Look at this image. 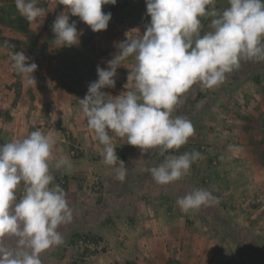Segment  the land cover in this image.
I'll return each mask as SVG.
<instances>
[{
  "label": "rangeland",
  "instance_id": "obj_1",
  "mask_svg": "<svg viewBox=\"0 0 264 264\" xmlns=\"http://www.w3.org/2000/svg\"><path fill=\"white\" fill-rule=\"evenodd\" d=\"M39 6L47 12L40 26L21 16L14 0H0V46L7 45L0 47V144L22 140L35 130L55 139L50 172L53 184L66 192L73 221L60 229L63 243L41 253L42 264H104L99 259L102 252L110 251L111 245L126 243L116 240L117 231L141 234L147 220H153L148 225L157 228L166 217L182 219L189 241L198 226L210 231L216 240L215 255L220 256L222 264H263L264 235L258 238L251 230L243 229L242 223L246 222L242 221V213L254 215L252 206L256 203L261 214L255 229L264 227V195L255 199V193L244 186L249 177L241 172L254 157L264 166V153H248L256 139L264 141V61L242 60L220 86L207 89L197 83L183 94L171 115L186 117L195 131L185 145L170 152L179 155L196 150L200 157L178 181L157 184L147 169L157 166L162 158L154 150L142 154L125 138L110 132L116 153L127 169L125 181L120 182L115 179V167L119 165L103 162L104 146L88 128L78 99L86 95L89 83L98 79L97 66L106 68L107 61L118 53L116 45L145 32L150 22L146 2L117 0L115 5H104L102 11L111 12L112 18L107 29L100 32H93L79 17H70L82 33L71 47H56L52 41L51 26L64 6L57 0H39ZM213 6L223 10L227 0H215ZM201 20L202 32L210 30V18ZM43 43L48 44L45 49ZM14 51L23 52L30 58L29 63L37 64L33 73L36 86H23L10 59ZM121 64L115 87L102 90L112 96L134 90V82H128L127 76L135 60L128 57ZM58 66L63 67L59 69L63 70L62 82L54 76ZM59 157L67 158L71 167L56 169L54 160ZM23 187L18 186V197ZM196 188L212 192L219 202L187 213L181 211L177 199ZM236 245H242L241 254L232 252ZM108 256L109 264H147L128 256L116 263ZM171 260L174 258L168 257L154 264Z\"/></svg>",
  "mask_w": 264,
  "mask_h": 264
},
{
  "label": "clouds",
  "instance_id": "obj_2",
  "mask_svg": "<svg viewBox=\"0 0 264 264\" xmlns=\"http://www.w3.org/2000/svg\"><path fill=\"white\" fill-rule=\"evenodd\" d=\"M64 11L51 26L56 47H71L82 34L75 21L93 32L106 30L111 12L104 5L117 0H57ZM150 22L137 38L118 43V53L97 66L98 79L78 99L88 128L103 147V162L115 167V179L124 182L127 169L112 144L110 132L138 147L142 154L154 150L162 159L148 168L152 179L167 185L185 176L200 153L196 150L175 155L194 134L192 122L172 117L181 97L193 85L218 87L226 74L242 60L264 61V0H227V7H214L215 0H145ZM16 10L28 22L43 24L46 9L39 0H14ZM210 18V30L202 32L201 18ZM7 47V45L0 46ZM133 57L135 65L127 76L134 90L112 96L105 88L115 87L121 61ZM13 68L24 87L36 86V63L23 52H11ZM55 139L40 130L22 139L0 144V264H42V252L63 243L61 227L73 221L66 192L53 184L49 162ZM56 169L71 167L67 158L54 160ZM23 184V194L17 188ZM219 202L204 188H196L176 203L180 210L200 209Z\"/></svg>",
  "mask_w": 264,
  "mask_h": 264
},
{
  "label": "crops",
  "instance_id": "obj_3",
  "mask_svg": "<svg viewBox=\"0 0 264 264\" xmlns=\"http://www.w3.org/2000/svg\"><path fill=\"white\" fill-rule=\"evenodd\" d=\"M263 143V140L256 139L252 149H250L248 153L253 152L255 155L256 153L263 154L264 152L261 150L264 149ZM241 174L244 177H249V179H246L247 183L244 186L249 187L250 190L255 193V199H261L262 197H259V195H264V166L257 164L256 157H254L250 166H242ZM248 204L249 203H247V205ZM257 206L256 203L252 206L253 211L256 210L255 214L252 216L248 213H242V221L246 222L242 223V227H245L243 229L251 230L255 237L259 238L260 235L262 237L264 235V227L261 226L258 230L255 229L257 223L260 224L258 216L261 214V207ZM149 223L152 224L153 220H147L145 222V228L141 234L126 233L125 230H123V233L117 231L118 234H115L116 240H124L126 243L116 244L115 246L113 245V247L111 245L110 251L102 252V256L99 257V259L103 261L100 260V262L109 264L108 261H110L111 258L108 255H111V257L117 261L116 263L124 261V258L128 256L130 258L132 257L134 260L140 259L147 264H154L156 262L161 263L162 259H168V257L174 258V260H171L168 264H208L209 262H211L210 264H222L219 260L220 256L215 255L216 252H214V248L216 247L214 245L216 241L214 235L207 229L202 230V228L197 225L198 229H194L192 240L189 241L188 232L184 229L181 218L166 217L161 219L160 227L157 228L153 227L155 224L148 225ZM149 227H151V229ZM148 230H150V232H148ZM239 233L242 235V232ZM200 244H202V246H200ZM241 247L236 245L232 252H239L241 254ZM262 247L264 251V243ZM245 249L249 251L247 247H245ZM220 254H225V252H221ZM261 263L264 264V261Z\"/></svg>",
  "mask_w": 264,
  "mask_h": 264
},
{
  "label": "trees",
  "instance_id": "obj_4",
  "mask_svg": "<svg viewBox=\"0 0 264 264\" xmlns=\"http://www.w3.org/2000/svg\"><path fill=\"white\" fill-rule=\"evenodd\" d=\"M42 46H43V49H45V47H47L48 44L43 43ZM38 49H39V46H38ZM55 59L57 60L58 58H52L53 61H54ZM53 63H54V62H53ZM59 65H61V64H59ZM51 66L53 67V65H51ZM59 69H63V67H62V66H58V67H57V70L54 71V76H55V78H56L58 81L61 80V82H62V81H64V78H63V76H62V72H63V70H59Z\"/></svg>",
  "mask_w": 264,
  "mask_h": 264
}]
</instances>
